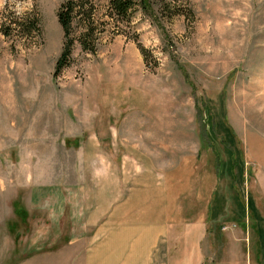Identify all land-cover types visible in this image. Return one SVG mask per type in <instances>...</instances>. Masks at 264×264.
I'll return each mask as SVG.
<instances>
[{
    "label": "rangeland",
    "instance_id": "rangeland-1",
    "mask_svg": "<svg viewBox=\"0 0 264 264\" xmlns=\"http://www.w3.org/2000/svg\"><path fill=\"white\" fill-rule=\"evenodd\" d=\"M63 1L0 0V264H21L48 219L30 210L22 221L15 201L29 213L33 189L53 196L103 169L167 174L155 179L174 187L175 219L205 214L218 264L244 256L222 235L250 232L256 210L264 217V0H179L187 14L167 31L138 15L107 27L96 54L76 43L54 78ZM96 5L107 21L109 0ZM28 14L40 36L4 35ZM235 199L246 231L232 221Z\"/></svg>",
    "mask_w": 264,
    "mask_h": 264
},
{
    "label": "crops",
    "instance_id": "crops-1",
    "mask_svg": "<svg viewBox=\"0 0 264 264\" xmlns=\"http://www.w3.org/2000/svg\"><path fill=\"white\" fill-rule=\"evenodd\" d=\"M91 174L86 175L94 179L90 185L81 182L53 196L46 188L33 189L29 217L37 210L48 219L27 242L30 254L21 264H218V235L205 214L175 219L174 187L155 179L167 174L140 171L137 180L122 169ZM186 193L181 192L183 200ZM235 201L232 221L252 229L222 235L235 243L231 248H244V256L234 257L232 264H264V217L256 210L255 222L247 226L246 208ZM50 246L52 251L43 249Z\"/></svg>",
    "mask_w": 264,
    "mask_h": 264
},
{
    "label": "trees",
    "instance_id": "trees-1",
    "mask_svg": "<svg viewBox=\"0 0 264 264\" xmlns=\"http://www.w3.org/2000/svg\"><path fill=\"white\" fill-rule=\"evenodd\" d=\"M185 12L187 11L179 0H109L107 21H101L97 14L96 0L63 1L58 8L57 19L63 30L64 41L55 65L54 78L60 76L70 65L76 43L85 53L96 54L107 27L117 32L121 24L131 27L133 19L142 15L149 19L152 25L167 31L166 24L186 15ZM6 24L2 27L6 37L18 36L28 40L41 34L40 19L36 15L28 14ZM166 38L170 39L168 36ZM141 52L147 59V50L141 47ZM20 206L19 201H15L17 215L22 221H26L29 214Z\"/></svg>",
    "mask_w": 264,
    "mask_h": 264
}]
</instances>
